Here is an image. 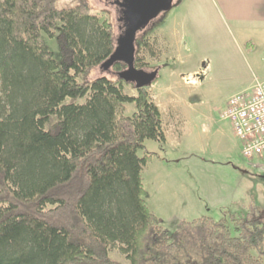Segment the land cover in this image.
Returning <instances> with one entry per match:
<instances>
[{
	"label": "trees",
	"instance_id": "16d2710c",
	"mask_svg": "<svg viewBox=\"0 0 264 264\" xmlns=\"http://www.w3.org/2000/svg\"><path fill=\"white\" fill-rule=\"evenodd\" d=\"M114 48L87 0H0V264H117L114 246L131 264H264L256 208L238 235L212 217L170 231L149 210L139 151L166 141L162 112L147 88L87 79Z\"/></svg>",
	"mask_w": 264,
	"mask_h": 264
},
{
	"label": "rangeland",
	"instance_id": "374dc122",
	"mask_svg": "<svg viewBox=\"0 0 264 264\" xmlns=\"http://www.w3.org/2000/svg\"><path fill=\"white\" fill-rule=\"evenodd\" d=\"M87 1L112 22L116 45L124 32L116 11L104 0ZM75 4L57 0L59 7ZM46 40L59 55L55 41ZM135 44L136 66L160 69L147 90L167 131L165 142L146 139L139 151L148 157L142 177L149 210L170 231L182 220L212 217L226 219L238 235L234 218L256 208L264 231V161L243 156L242 143L224 117L233 94L264 79V24L229 19L215 0H175L138 32ZM118 72L99 65L87 79L103 74L114 79ZM126 91L137 95L134 84ZM134 110V104L127 106L128 114ZM110 255L117 264H131L118 246Z\"/></svg>",
	"mask_w": 264,
	"mask_h": 264
},
{
	"label": "water",
	"instance_id": "95a60500",
	"mask_svg": "<svg viewBox=\"0 0 264 264\" xmlns=\"http://www.w3.org/2000/svg\"><path fill=\"white\" fill-rule=\"evenodd\" d=\"M173 0H131L126 12V27L117 40L111 55L101 64L105 70L117 62H123L125 68L118 77L126 83L139 88H148L157 79L160 69L147 71L136 66V38L138 32L147 27L161 11L170 10Z\"/></svg>",
	"mask_w": 264,
	"mask_h": 264
},
{
	"label": "built area",
	"instance_id": "2783aa9c",
	"mask_svg": "<svg viewBox=\"0 0 264 264\" xmlns=\"http://www.w3.org/2000/svg\"><path fill=\"white\" fill-rule=\"evenodd\" d=\"M224 117L231 122L242 143L243 156L264 161V79L233 94L228 99Z\"/></svg>",
	"mask_w": 264,
	"mask_h": 264
},
{
	"label": "crops",
	"instance_id": "0c3cea01",
	"mask_svg": "<svg viewBox=\"0 0 264 264\" xmlns=\"http://www.w3.org/2000/svg\"><path fill=\"white\" fill-rule=\"evenodd\" d=\"M219 10L229 19L241 23L264 24V0H215ZM175 36V35H174ZM189 75V74H188ZM165 131V130H164ZM167 131H165V135ZM167 140V136H166Z\"/></svg>",
	"mask_w": 264,
	"mask_h": 264
},
{
	"label": "flooded vegetation",
	"instance_id": "af4514ba",
	"mask_svg": "<svg viewBox=\"0 0 264 264\" xmlns=\"http://www.w3.org/2000/svg\"><path fill=\"white\" fill-rule=\"evenodd\" d=\"M104 1L114 8L118 16V21L122 23V30L124 31L126 27V17H127L126 12L128 10L131 0H104ZM174 2L175 0H173V5H174ZM163 12L164 11H161L160 14ZM145 28H143L142 30H144Z\"/></svg>",
	"mask_w": 264,
	"mask_h": 264
}]
</instances>
